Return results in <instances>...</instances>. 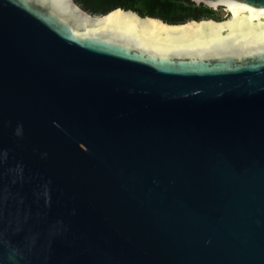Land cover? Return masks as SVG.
Segmentation results:
<instances>
[{
  "label": "water",
  "instance_id": "obj_1",
  "mask_svg": "<svg viewBox=\"0 0 264 264\" xmlns=\"http://www.w3.org/2000/svg\"><path fill=\"white\" fill-rule=\"evenodd\" d=\"M190 1L0 0V264H264V0Z\"/></svg>",
  "mask_w": 264,
  "mask_h": 264
},
{
  "label": "trees",
  "instance_id": "obj_2",
  "mask_svg": "<svg viewBox=\"0 0 264 264\" xmlns=\"http://www.w3.org/2000/svg\"><path fill=\"white\" fill-rule=\"evenodd\" d=\"M75 2L94 15H103L115 8L130 10L141 17H152L168 24H183L189 20L222 18L216 11L196 5L190 0H75Z\"/></svg>",
  "mask_w": 264,
  "mask_h": 264
},
{
  "label": "clouds",
  "instance_id": "obj_3",
  "mask_svg": "<svg viewBox=\"0 0 264 264\" xmlns=\"http://www.w3.org/2000/svg\"><path fill=\"white\" fill-rule=\"evenodd\" d=\"M19 213H17L18 218ZM13 217L5 220L4 213L0 210V239L3 238L4 230L11 228L13 225ZM19 225H17L16 231H20ZM40 234L29 231L24 236V244L22 246H14L9 250L8 259L11 264H30L29 256L36 249L40 241Z\"/></svg>",
  "mask_w": 264,
  "mask_h": 264
},
{
  "label": "rangeland",
  "instance_id": "obj_4",
  "mask_svg": "<svg viewBox=\"0 0 264 264\" xmlns=\"http://www.w3.org/2000/svg\"><path fill=\"white\" fill-rule=\"evenodd\" d=\"M216 12L222 18L221 20H224V19L228 18L227 13L224 12L222 9H219Z\"/></svg>",
  "mask_w": 264,
  "mask_h": 264
},
{
  "label": "flooded vegetation",
  "instance_id": "obj_5",
  "mask_svg": "<svg viewBox=\"0 0 264 264\" xmlns=\"http://www.w3.org/2000/svg\"><path fill=\"white\" fill-rule=\"evenodd\" d=\"M218 21V20H217ZM220 21V20H219Z\"/></svg>",
  "mask_w": 264,
  "mask_h": 264
}]
</instances>
